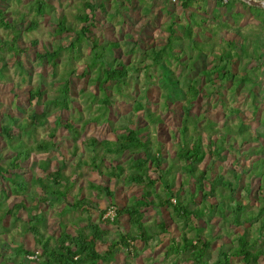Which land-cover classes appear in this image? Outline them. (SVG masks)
Returning <instances> with one entry per match:
<instances>
[{
	"label": "trees",
	"instance_id": "trees-1",
	"mask_svg": "<svg viewBox=\"0 0 264 264\" xmlns=\"http://www.w3.org/2000/svg\"><path fill=\"white\" fill-rule=\"evenodd\" d=\"M126 1L128 4L132 3L131 0ZM176 1L184 11H189L190 14L188 24L181 28L182 36L176 35L174 27L178 25L171 21L165 28L167 34L165 45L152 47L144 53L151 65L158 66L162 70V77L165 79L161 109L169 111L171 105L180 102L177 101L179 98L183 100L179 108L180 125L170 133L175 152L174 159L171 163L167 162L162 154L161 145L153 136L157 126L162 122L161 117L155 112L148 111H145V126L138 129L119 128L121 133L115 131L113 140L87 138L80 143L81 147L78 145L79 133L86 124L79 130L71 121L63 123L58 116L47 136L48 140H33L34 142L31 143L34 132L48 125L47 120L52 115V111L62 112L68 109L71 103L68 100V80L58 87L53 99H46V93L41 91L40 86L29 90L26 93L28 98L24 101L28 108H24V104L13 106L20 116L6 112L0 120V141L5 142L12 154L4 167L1 163L3 155L0 151V177L8 182L12 196L8 197L4 186L0 185L2 193L0 224L6 220L12 230H16L19 225V235L23 239L29 236L33 249L28 250L21 244L12 250V255L7 256L4 251L9 246L2 243L0 244V264H114L120 253H123L126 259L136 260L141 251L134 244L140 243L143 248H147L150 244L157 242L160 237L169 240L161 254L168 264H262L264 260V158H259L248 168L240 169L239 173L232 172V180L226 179L220 173H214L212 167L219 163L224 152H232L235 157H238L239 151L247 145H251L247 150L248 155L251 152L254 155L264 153V145L261 143L264 141V110L263 117L259 120L263 132L257 135L251 133L245 121L242 120L239 110L234 109L230 112L241 124L237 135L238 146L235 149L233 143L235 140L217 129L212 130V135L204 136L206 134L199 133L198 130L208 122V119L204 114H194L192 109L200 97L211 96L214 94L211 92L220 95L218 88L232 80H236V87L249 84V94L252 103L255 104L256 81H259V78L255 77V83H251L249 76L252 71L238 76L233 72L232 65L235 60L240 59L239 55L242 54L244 58L254 62L255 70L260 77H263L264 37L252 40L241 33L237 27L230 30L231 27L223 25L217 16L213 15L214 31L220 30L219 27H225L234 33L235 38L226 41L225 46L218 50L216 46L220 44H216V39L208 40L205 44L198 43L196 39H193L190 23L197 15L202 16L197 25L199 27L205 25L210 21L209 15H199L200 11L190 12L196 0ZM215 1L220 9H228L233 4L246 6L239 0ZM122 2L113 0L112 10L106 11L103 1L96 4L97 0H82L81 9L84 13L76 17L82 27L79 34H76L74 43L69 45L74 50L83 41L88 42L91 62L78 77L88 78V83L95 85L97 91L88 93L82 90L80 98L88 111L94 106L100 108V116L107 113L109 106L114 103L110 96L112 90L120 93L118 88L127 80L129 74L137 75V70L124 66L120 60L111 57L112 52L119 50V43L111 41L100 43L99 39L93 36L87 37L92 35L91 29L96 28L98 13L107 14L113 19L120 15ZM247 8L259 21L260 29L264 32V10L252 6ZM31 10L38 17H43L45 12L53 11V7L45 0H34ZM255 11L263 13L257 15ZM2 27L7 30L15 28L7 24L0 11V28ZM36 28V23H30L26 32ZM69 32L74 31L70 26L66 27L64 18H60L56 34ZM36 44V42L32 43L33 46ZM179 46L180 54L183 56L185 47V50L194 52L196 56L206 50L211 51V57L214 60L211 67L208 70L203 69L198 76L190 78L189 75H184L182 77V85L185 87L183 92L175 88L180 85V82L167 77L161 65L165 61L164 56H167L168 60L181 62V55L174 54V49ZM59 48L60 46L51 52L36 54L35 59L39 64L45 62L50 65L55 73ZM134 51L132 47L126 55H133ZM25 52V49L18 51L13 43L3 42L0 39V54H10L16 60L19 53ZM184 63L183 68L190 73L194 59H191L189 55ZM187 64L189 66H186ZM15 65L22 74L21 64L16 61ZM5 68L6 63L2 61L0 79L5 77ZM96 68L98 69L95 72L96 76L91 77L89 69ZM74 75L76 73L72 71L68 77ZM252 75L254 76L253 72ZM201 79L211 85L212 91L205 86H199ZM214 82H217V85ZM100 98H102L101 106L98 101ZM32 102L34 105L31 108ZM96 103H98L97 106ZM40 106L43 107L41 113L38 112ZM143 108L140 103H135L133 107L135 112ZM258 112L259 109L254 105V118ZM60 128L64 129L68 135L67 140L72 146L69 158H77V169L88 163L91 171L106 179L105 184L89 183L87 188L90 192H95V198L105 201L107 206L100 210L96 203L77 193L72 198L73 203L70 208L86 215V223L82 226L72 224L75 229L73 228L71 232H66L65 225L60 223L62 231L58 236H45L43 234L45 231L42 229L46 217L40 206L64 202L76 184L74 181L76 178L70 180L63 176L65 163L56 161V167L52 170L53 161L51 162L50 159L36 163L30 158L34 152L41 154L59 152L60 144L56 140V131ZM210 129H212L211 124L208 125V130ZM78 152H85L88 159L83 160ZM206 158H210L212 164L202 169L200 166ZM27 162L28 167L25 169L22 165ZM34 170H37V174L39 172L41 176L32 175L31 172ZM6 175L9 177L6 178ZM253 180L258 181L255 185L257 201L250 207ZM111 181L123 183L126 187H140L141 193L138 197L132 196L126 203L119 204L108 186ZM175 181L178 183L176 188H174ZM67 183L70 185L67 186ZM30 188L37 189L39 195L37 199L26 197L29 195ZM243 194L245 197L242 196ZM10 198L12 200H9ZM110 208L113 209V217H106L102 221L101 218ZM161 209L171 212L169 221L176 229L175 234L164 222L153 227L145 224L146 211L160 212ZM91 211L97 213L98 221L90 219ZM61 212L59 217H64L67 209ZM214 220L219 222L218 228H214ZM79 221L82 222V220ZM100 221L104 222L105 229ZM122 227L125 228V232L120 231ZM232 228L239 229L241 232L235 233ZM98 245H107L105 251L99 252ZM33 256L35 259L30 260L29 257Z\"/></svg>",
	"mask_w": 264,
	"mask_h": 264
},
{
	"label": "rangeland",
	"instance_id": "rangeland-1",
	"mask_svg": "<svg viewBox=\"0 0 264 264\" xmlns=\"http://www.w3.org/2000/svg\"><path fill=\"white\" fill-rule=\"evenodd\" d=\"M46 3L53 7V11L45 12L43 17H38L34 11L31 10V5L34 0H0V11L4 15L7 24L14 26V29H4L0 28V39L3 42L14 44L18 51L25 49V53H19L16 60L11 57L10 54L1 53L0 63L3 61L6 63L5 77L0 79V120L2 115L9 112L11 115L19 117L20 115L13 106L24 104V101L28 98L26 93L38 86L41 87V91H45L46 99H53L54 94L58 87L65 81L68 80V100L71 105L68 109L59 112L58 110L52 111V115L48 118V125L38 128L34 132L31 143L36 141H46L50 130L53 128L55 119L60 116L63 123L72 122L73 125L80 130V127L84 124V129L80 130L78 142L80 143L87 138H96L98 140H113L114 133H121L119 128H141L146 125L145 121V111L155 112L161 117V124L157 126L156 133L152 131L154 139L161 145L162 154L168 163L174 159V147L170 139V133L174 131L179 125L181 120V114L179 112L180 104L182 103V98H179L180 102L175 103L170 106L169 111H164L161 109V102L164 96L163 83L165 79L162 77V70L158 66L151 65V62L145 58V51L152 47H162L166 43V26L173 21L178 26L174 27L176 35L181 37L183 30L181 29L188 24L189 11H184L179 2L172 3L170 0H131L132 3L128 4L126 0H118L122 2V11L120 15L111 19L107 14L98 13L96 28L91 29V34L87 37H95L99 39L100 43L111 41L120 44L119 50L112 52L111 57L120 60L124 66L132 67L137 70V75L129 74L127 80L121 85L117 91L112 90L110 93L112 103L108 112L100 116V108L94 106L91 110H87L84 106V101L80 98V91H86L88 93H96V86L88 83V78H80L86 66L91 62L90 58V48L87 46L86 41H83L74 50L69 47L71 43H74L76 39V34L82 27L81 23L76 19L77 15L84 13L81 9L82 0H45ZM103 3L106 5V11L112 10L113 0H97V3ZM240 1V0H239ZM262 2L260 0H256ZM226 1H224L225 3ZM244 3V2H243ZM246 4V3H244ZM249 5L242 6L240 4H233L230 8H218L215 0H196L190 12L200 11L199 15L207 14L209 15L210 21L205 25L200 27L197 25L201 21L202 16L195 17L194 21H191V28L193 39L198 42L205 44L208 40L215 41L216 50L220 47L225 46V42L235 38L233 32H230L225 27H219L220 30L214 31L215 23L212 22L213 17L216 15L218 20H220L223 25H228L230 30L234 27L240 29L241 33L246 35V37L255 40L256 38H263L264 32L260 29V23L256 18L249 12ZM125 7V10H124ZM250 7V6H249ZM264 10V9H262ZM256 12V11H255ZM254 13V11H253ZM263 12L257 11V15H261ZM214 15V16H213ZM60 18L65 19L66 27L70 26L72 31L69 33L56 34L58 24L60 23ZM30 23H36L37 28L31 32H26V28L29 27ZM16 38V40H15ZM220 40V41H219ZM36 42V46L32 43ZM58 46V58L56 60L57 70L53 73L50 65L45 62L39 64L35 59L36 54H42L45 51L51 52ZM134 47V54L127 56L126 52ZM183 47V45H182ZM185 55L181 53L180 46L174 49V54L181 55V62H176L173 59H169L164 56V63L161 64L167 73V77L171 78L173 81L178 80L180 85L175 87L181 92L185 91V87L182 85V80L184 75H189V77H196L200 74L203 69L208 70L213 64L211 51L206 50L201 55L196 56L194 52H189L185 50ZM190 55L191 59H194V63L191 66L192 71L188 73L183 68L184 62L188 60ZM240 59L235 60L232 65L233 72L242 76L245 73L253 72L254 76H249L251 83H255L256 79L259 81L256 85V102L252 103V98L249 94V84L240 85L236 87V80L231 82H226L221 88H218V93L215 92L211 96L204 95L200 97L192 109L194 114H204L207 117L208 122L203 124L198 131L199 133L212 135V130H219L220 133L228 134L229 137L233 138L235 141L234 146L237 149L238 133L241 127L240 122L235 118L233 114H230L232 110L237 109L240 111L242 120L245 121L251 133L257 135V133H262L263 129L261 124H259L260 118L263 117L262 111L264 110V75L260 77L258 72L255 70L254 62L249 61V59L244 58L242 54L239 55ZM18 61L22 66V74L20 69H17L15 65ZM186 66H189L188 64ZM89 67V66H88ZM162 68V69H163ZM75 71L76 75L68 77L69 73ZM91 77L96 76L98 69H89ZM214 78V77H213ZM215 79V78H214ZM164 81V82H163ZM204 80H200L199 86H205L207 89L212 91L211 85L208 83L203 84ZM217 85V82H214ZM177 90V91H179ZM163 95V96H162ZM100 97V96H99ZM99 101V106H101V100ZM87 103V102H86ZM135 103H140L144 107L140 111L133 109ZM34 102L30 105L32 108ZM98 103H96V106ZM254 105L259 109L256 118L253 117ZM24 108H28V105L24 104ZM43 107L38 108V112H42ZM228 118H225L227 117ZM90 121V123H87ZM211 124L212 129L208 130V125ZM192 129V128H191ZM151 130V128H150ZM208 132V133H207ZM192 133L193 130H192ZM196 133V132H195ZM67 133L64 129L60 128L56 131V140L60 144L59 152L50 154H41L34 152L31 155L30 160L44 161L50 159L52 162L51 169L56 167V161L58 163H65L66 168L62 171L63 176L69 178L70 180L76 178V184L70 191V194L64 200V202H58L48 206H40L45 217L46 222L43 225V234L45 236H58L62 229L60 223L64 224L66 227V232L73 231L75 226L72 224H77V226H82L86 223V215L80 213V211L73 210L70 205L73 203V196L80 193L82 197H86L96 203L99 209L102 210L107 206V203L102 200L95 198V192H90L87 188L89 183H94L97 185L105 184L103 177H99L96 173L91 171L88 163L77 169L76 162L77 158L70 159L71 144L67 140ZM264 145V141H261ZM252 144V143H251ZM251 145H247L239 151L240 156L235 157L232 152H224L219 163H217L212 169L214 173H220L226 179L232 180L233 173H239L240 169L248 168L253 165L259 158H264V153L259 155H254L253 152L248 155L247 150L250 149ZM0 151L3 155L1 163L6 167V163L12 154L9 152L7 145L4 141H0ZM81 154L83 160H87L85 152H78ZM212 160L206 158V160L201 164L200 168L204 169L211 166ZM23 168L28 167V162L22 165ZM51 170V171H52ZM32 175L41 174L37 170L31 172ZM24 176V172L22 173ZM6 178L9 175L5 176ZM27 177V176H26ZM154 177V175H152ZM28 178V177H27ZM258 183L257 180H253V194L251 199V205L257 201V196L255 194V185ZM0 185L4 186L6 191L5 194L8 197L10 195V189L8 182H5L0 177ZM70 183H67L69 186ZM108 186L111 188L115 195L116 202L119 204L126 203L130 197L139 196L141 193L140 187H126L123 183H115L113 181L109 182ZM178 186L175 181L174 188ZM1 191H0V201H1ZM37 189H29V195L26 197L38 198ZM243 197L244 194L242 195ZM9 200H12L11 198ZM253 200V201H252ZM29 203V202H28ZM67 209L66 215L64 217H59V213ZM171 212L168 210H160V212H155L153 210H148L145 212L144 222L149 227H153L160 222L168 224L169 228L176 233L175 227L170 223L169 217ZM97 213L91 211V220H97ZM106 217H113V209H108L107 213L101 218L103 221ZM79 220H82L80 222ZM100 221V224L104 229V222ZM214 228H218L219 222L214 220ZM7 229V231L3 230ZM125 228L120 229L121 232ZM235 233H240L241 230L233 229ZM20 228L17 226L16 230H12L8 222L5 220L0 224V244L4 243L8 245V249L4 251L5 255H12V250L16 249L17 246L23 244L28 250H32V241L29 236L23 239L19 235ZM169 240L164 237H160L155 243L150 244L147 248H143L140 243L134 244L141 252L140 256L136 260L126 259L123 253H120L114 264H168L163 260L161 254L163 249L168 245ZM107 245H98L97 250L99 252L105 251ZM216 247V245H215ZM30 260L35 259L29 257ZM264 264V260L262 262Z\"/></svg>",
	"mask_w": 264,
	"mask_h": 264
},
{
	"label": "water",
	"instance_id": "water-1",
	"mask_svg": "<svg viewBox=\"0 0 264 264\" xmlns=\"http://www.w3.org/2000/svg\"><path fill=\"white\" fill-rule=\"evenodd\" d=\"M180 1H187V0H180ZM240 1L248 4L249 6L264 9V3L262 2L253 1V0H240Z\"/></svg>",
	"mask_w": 264,
	"mask_h": 264
},
{
	"label": "built area",
	"instance_id": "built-area-1",
	"mask_svg": "<svg viewBox=\"0 0 264 264\" xmlns=\"http://www.w3.org/2000/svg\"><path fill=\"white\" fill-rule=\"evenodd\" d=\"M168 1V0H167ZM172 3H174V2H176V0H170ZM253 1H256V0H253ZM260 1H263L264 2V0H260ZM34 258H35V256H34Z\"/></svg>",
	"mask_w": 264,
	"mask_h": 264
}]
</instances>
